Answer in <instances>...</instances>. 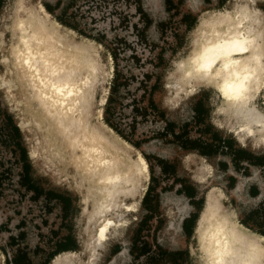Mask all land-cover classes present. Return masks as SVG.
<instances>
[{
	"label": "rangeland",
	"instance_id": "obj_1",
	"mask_svg": "<svg viewBox=\"0 0 264 264\" xmlns=\"http://www.w3.org/2000/svg\"><path fill=\"white\" fill-rule=\"evenodd\" d=\"M28 1L40 2L44 8L47 4L55 21L56 16H61L75 24L77 30L57 21L63 32L76 36V43L79 41L77 44L80 43L82 49L93 52L100 64L111 66H104L107 67L103 73L104 92L100 93V88H96V112L103 121L115 72H118L119 85L113 100L115 115L112 122L139 148L115 133L127 148L140 150L148 163L137 190L138 208L129 215L121 234L111 237L99 258L100 264H110L123 249H126V258L122 262L118 259L116 264H146L148 257H155L159 264H195L189 252L193 241L188 234L193 230L204 194L212 185L225 193L226 205L237 211L240 222L246 213L264 200V190L261 192L253 181L247 186L246 194L252 197L260 194L254 202L244 203L231 195L237 181L235 172L249 176L251 166H255L264 181V147L258 149L255 145L237 142L231 133L217 127L212 120L213 103L206 89L165 100V77L173 68L174 61L184 56L191 46L198 20L208 10L228 7L232 0H196L197 10L189 0ZM14 5L15 0H0V75L3 73L12 78L16 71L5 47L10 38L8 25L14 21L11 18ZM78 30L92 37H86ZM154 83L156 88L152 99L156 107L147 100ZM11 101L2 97L0 92V264H15V258L16 264H41L51 257L57 243L70 236L75 250L59 252L48 263L54 264L66 251L79 252L78 194L59 182L57 184L55 177L45 171L42 165L47 158L36 171L32 159L40 155L33 152L32 147L38 144V137L33 128L27 129V122L22 120L16 103ZM256 101L264 109V93ZM198 102L201 103V115L194 112ZM24 112L35 118L32 110L25 109ZM14 124L20 131L18 139L13 131ZM34 129L36 131L37 128ZM45 133L49 134V131L45 129ZM214 133L220 138L216 143L212 141ZM229 139L232 140V149H236L235 154L240 151L252 161L231 158L228 153L234 152L226 146ZM18 144L26 149L31 183L22 181ZM195 147L204 152L217 150L202 159ZM190 152L195 153L196 161L208 162L212 168L202 183L193 176L194 164L185 165L182 161ZM146 190H149V195L143 202ZM61 196L66 197L67 202L61 200ZM167 197L178 199L186 211L180 223V233L187 235L184 246H172L163 240V230L168 221L179 215ZM263 213L264 204L254 222H262Z\"/></svg>",
	"mask_w": 264,
	"mask_h": 264
},
{
	"label": "bare ground",
	"instance_id": "obj_2",
	"mask_svg": "<svg viewBox=\"0 0 264 264\" xmlns=\"http://www.w3.org/2000/svg\"><path fill=\"white\" fill-rule=\"evenodd\" d=\"M189 3L199 9L196 0ZM208 14L198 20L191 46L166 75L165 100L206 89L213 103L212 120L237 142L263 148L264 109L256 100L264 92V0H232ZM11 18L5 50L16 75L1 73L0 92L16 103L27 129L33 128L38 137L32 147L40 155L32 159L36 171L47 158L45 171L79 198V252L66 251L54 264H100L111 237L121 234L138 208L137 190L147 161L140 150L127 148L96 112V88L104 92L103 73L110 65L100 64L93 52L76 43L75 35L63 32L40 2L15 0ZM183 158L185 165L194 164L193 176L199 182L210 174L208 162L196 161L192 152ZM251 167V175H237L231 191L244 203L260 195L248 196V183L264 190L257 167ZM225 198L215 185L204 195L189 236L195 264H264V235L244 226ZM173 200L181 213L169 221L164 235L168 244L184 246L186 237L178 224L185 210ZM126 255L123 249L110 264L122 262Z\"/></svg>",
	"mask_w": 264,
	"mask_h": 264
},
{
	"label": "trees",
	"instance_id": "obj_3",
	"mask_svg": "<svg viewBox=\"0 0 264 264\" xmlns=\"http://www.w3.org/2000/svg\"><path fill=\"white\" fill-rule=\"evenodd\" d=\"M45 8L47 9V11L51 12L52 9L47 5V4H44ZM139 8V6H138ZM57 19V21H59L61 24L65 25V26H68L70 28H73L74 30H77V27L75 24H71L70 22H67L66 20H64L61 16H56L55 17ZM79 31V30H78ZM80 32V31H79ZM81 34L85 35L86 37H89L91 38L92 36L90 35H87V34H84L82 32H80ZM99 42H101L99 40ZM102 43V42H101ZM118 85H119V80H118V72L116 71L115 72V78L112 82V88H111V93L107 99V103H106V106L104 108V122L109 125L114 131H116L121 137H123L124 139H126L127 141H129L131 144H133L135 147L139 148V145L136 143V142H133L131 141L127 136H125L123 134V132L120 130V128L118 126H116V124H114L112 122V119L115 115L114 113V107H113V100H114V95L115 93L117 92V89H118ZM155 83L151 86V89H150V92H149V96H148V103L154 107L155 104H154V101L152 99V92L155 90ZM264 93V92H263ZM200 107H201V103L198 102L195 107H194V112L196 115H201L203 114V112L200 110ZM9 121L12 122V118L9 117L8 118ZM7 119V120H8ZM132 127V130H134V124L131 126ZM13 131L17 137V139L20 137V131H19V128L16 124L13 125ZM219 136L214 133L213 136H212V141L213 142H218L219 140ZM19 145V153H20V159L22 161V181L25 182L26 184L27 183H31V178H30V163L28 161V158H27V153H26V149L24 146H21V144H18ZM226 146L227 148H230V150L232 149V140H227L226 142ZM213 148H216L215 145H212ZM195 149L199 150L200 151V154L203 155V156H209L211 154H215L216 153V150L217 149H214L212 151H209V152H204L202 150H200L198 147H195ZM231 151H233L234 153H228L231 158H239L237 159L238 161H241V160H249V161H252L251 159L249 158H246L244 156V154H241V152H237L236 153V149H232ZM235 155H239V156H235ZM256 158H254L253 160H255ZM236 160V159H234ZM255 164V163H253ZM29 185V184H28ZM27 185V186H28ZM149 195V190H146V192L144 193L143 197H142V201L144 202L147 197ZM61 200H65L67 202V198L64 197V196H61ZM264 204V200L261 201V203L254 209L250 210L248 213L245 214L244 218L241 220V223L248 227L249 229H251L252 231L254 232H257V233H260L262 235H264V220L262 222H254V218L256 219V217L261 213L262 211V206ZM264 214V213H263ZM257 215V216H256ZM264 219V217H263ZM195 220H196V217H195ZM253 222V223H252ZM191 232H189V236H190ZM70 239L71 237L70 236H66L62 241H60L59 243L56 244V247H55V250H54V253L51 255V257L48 259V260H45L43 263L41 264H48L50 259H52L56 254H58L59 252H62V251H65V250H75V245L74 244H71L70 243ZM161 248V247H160ZM166 251V250H164ZM166 253L168 255H170L169 253L170 252H167ZM170 260V259H169ZM17 263V260L15 258V264ZM146 264H159V260L156 259L155 257H148L147 258V261H146Z\"/></svg>",
	"mask_w": 264,
	"mask_h": 264
},
{
	"label": "crops",
	"instance_id": "obj_4",
	"mask_svg": "<svg viewBox=\"0 0 264 264\" xmlns=\"http://www.w3.org/2000/svg\"><path fill=\"white\" fill-rule=\"evenodd\" d=\"M211 11H213V10H208L207 11V13L206 14H203V16L204 17H206V16H208L209 14H208V12H210L211 13ZM263 31V34H264V29H262ZM213 122H214V120H213ZM214 124L217 126V127H219L220 129H224V128H222V127H220L216 122H214ZM225 130V129H224ZM193 154H195L194 152H192ZM198 157L199 158H204V156H202V155H198ZM231 157V156H230ZM146 159V158H145ZM182 160H183V158H182ZM147 161V160H146ZM147 165H148V163H147ZM230 171L231 172H233V169L231 168L230 169ZM148 173H149V170H148ZM236 174V175H235ZM235 176H236V178H237V175H240V174H238V173H236L235 172ZM149 175V174H148ZM242 176H244V175H242ZM149 177V176H148ZM197 180V179H196ZM198 182H199V180H197ZM203 182V181H202ZM202 182H199V183H202ZM251 183V182H250ZM250 183H248L247 184V186L250 184ZM247 186H246V188H247ZM246 188H245V191H246ZM205 195V194H204ZM249 196V195H248ZM252 197V196H251ZM255 197V196H254ZM172 199L170 200L171 201V203H174V206H175V209H177V212H178V217L176 216L175 218H171L170 220H176V219H178L179 218V216H180V210L178 209V207H177V204H176V202L173 200V197H171ZM202 207V206H201ZM200 211V210H199ZM186 212V211H185ZM199 214V213H198ZM184 216V215H183ZM183 216H182V218H183ZM182 218H181V220H182ZM197 218V217H196ZM169 220V221H170ZM169 221H168V223H169ZM168 223H167V225H168ZM180 223H181V221H180ZM180 223L178 224L179 225V227H180V231H181V225H180ZM166 225V226H167ZM166 228V227H165ZM165 230V229H164ZM164 230H163V232H164ZM164 234V233H163ZM181 234H183V233H181ZM186 238H187V235L186 234H183ZM163 240L167 243V242H169V240H168V237H167V235H165L164 237H163Z\"/></svg>",
	"mask_w": 264,
	"mask_h": 264
}]
</instances>
